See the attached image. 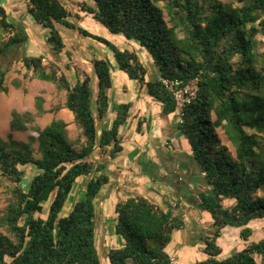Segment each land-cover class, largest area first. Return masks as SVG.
Here are the masks:
<instances>
[{"label":"trees","instance_id":"obj_1","mask_svg":"<svg viewBox=\"0 0 264 264\" xmlns=\"http://www.w3.org/2000/svg\"><path fill=\"white\" fill-rule=\"evenodd\" d=\"M65 0H27L33 21L47 31L44 53L18 60L38 79L64 92V107L73 114L79 134L70 138L67 123L53 117L44 127L36 114L11 110V132L34 131L27 141L10 133L0 138V187L5 204L0 210V264H101L95 245V200L109 183L107 158L122 151L121 128L130 116V103L118 105L107 128L98 120L109 108L112 63L93 58L91 76L72 85L55 58L65 49L57 26L76 30L105 46L116 69L145 88L165 114L179 113L178 128L190 146L199 178L208 187L198 194L195 208L209 214L211 230L201 235L205 258L195 264H264V234L254 239L251 222H264V0H89L78 3L109 33L135 43L150 57L149 68L135 49L120 48L70 21ZM0 0V92H7L2 57L27 41L23 27L9 20ZM167 17V19H166ZM8 34V35H7ZM7 35V37H5ZM5 37V38H4ZM141 50V52H142ZM47 63L43 64V60ZM198 78L195 99L182 111L161 78ZM43 98H35L38 113ZM56 113V109L53 110ZM181 116V117H180ZM142 121L137 122L139 131ZM221 129L234 155L221 143ZM95 154L102 159H96ZM26 167L33 174L27 180ZM204 173V174H203ZM84 178V197L66 215L61 211L76 182ZM44 203H48L44 212ZM176 207L163 208L141 195L115 205L114 233L123 241L107 253L109 264H171L166 251L175 230L184 226ZM44 215V216H43ZM226 227L239 229L241 250L218 259L217 240ZM253 239L254 241H251Z\"/></svg>","mask_w":264,"mask_h":264},{"label":"crops","instance_id":"obj_2","mask_svg":"<svg viewBox=\"0 0 264 264\" xmlns=\"http://www.w3.org/2000/svg\"><path fill=\"white\" fill-rule=\"evenodd\" d=\"M26 1L4 0L3 3L7 8L9 20L15 25L23 27L28 35L24 44L11 49L1 58L6 74L8 76L17 74L20 78H24L26 75L31 76L32 73L28 72L22 62L18 60L20 57L41 53L47 56L50 54L45 44L47 35L44 36V41H41V46L39 45L40 42L34 43L30 39L28 28L32 21L26 10ZM82 1L89 2V0L64 1L65 5L66 2L71 5L69 10L73 15H79V18L74 16L70 18V21L77 26H80L85 19H88L89 22L92 19L89 15L79 10L78 3ZM72 31L66 37L61 33L65 42V49L59 54L60 63H58V66H62V72L73 85L76 80L83 78L82 73L89 74L92 81L95 75L92 70L91 60L101 57L109 59V56L106 55L105 51H98L95 45L87 43L94 50L89 56L81 48V44L84 42L83 36L76 30ZM68 41H76L78 46L73 51L74 54L77 53V58L72 60L69 58V50L73 49L67 47ZM126 44V48L142 50L133 42L127 41ZM69 45L72 44L70 43ZM42 48H46L48 52H43ZM142 53H144L143 50ZM70 61L73 62V65H69ZM112 66L113 71L111 73L114 72L115 76L118 77V81L114 84L112 80V87L108 90L109 108L106 117L98 120L99 131L110 126L119 104L130 103L131 109L127 122L120 130L123 149L115 159L106 157L108 159L107 173L109 183L101 189L99 196L95 200L96 248H98V234L100 236L99 242L105 248L106 255L111 248L122 246L123 241L114 233L115 205L128 197L141 195L163 208L169 206L177 208L176 210L183 218L184 226L174 231L166 251L170 259H176L179 263L180 261L185 263L193 261V264H195L205 258L201 235L211 230L209 214L195 208V203L198 201V194L205 191L208 187L204 180L199 178L198 168L191 157L188 141L178 128L179 113L175 111L165 114L162 104L148 96L144 87H141L136 81L128 79L127 75L116 69L113 63ZM149 67L148 74H151V77L157 76V72L151 66V62ZM76 70L77 73H75ZM35 78L37 77L35 76ZM46 84H51V82L42 85ZM15 85L16 83L11 88L5 85L9 94L18 92V88ZM17 104L21 106L22 111L35 112V106L29 108L22 107V102ZM52 104L53 101L45 100L42 107L43 111L36 117L37 121L41 117H50V122L53 117L66 115L67 119L63 118L64 116L60 119L67 123V128L69 129L72 119L68 114L71 112L64 107V103H61L60 109L53 115L51 112ZM139 120L142 121V125L140 130L137 131L136 126ZM103 157L105 156L99 157L95 154L96 159H102ZM84 182V178L76 182L71 192L74 199L84 193Z\"/></svg>","mask_w":264,"mask_h":264},{"label":"rangeland","instance_id":"obj_3","mask_svg":"<svg viewBox=\"0 0 264 264\" xmlns=\"http://www.w3.org/2000/svg\"><path fill=\"white\" fill-rule=\"evenodd\" d=\"M225 1H232V2H234V5H239L237 2H235V0H225ZM66 5H67L68 9H70L71 5L69 4V2H66ZM166 19H167V17H166ZM73 20H75V19H73ZM31 21H32V23L29 24V28H28L29 34H30V39L34 43L40 42L39 45L41 46L42 45L41 41H44V36L47 35V31L44 28H42L41 26L37 25L33 21L32 18H31ZM90 21L91 22H89L88 19H85V21H82V24L80 26L87 29L88 31H90L93 34L102 36V37L110 40L111 42H113L114 44H116L120 48H126L127 47V44H126L127 40L121 38V36H119V35H113V34L109 33L102 25H100L99 23H97L93 19H90ZM57 28L60 30V32L65 37H66V35H70L73 32L71 29H67L63 26H57ZM0 33H1V31H0ZM7 35H5V37H7ZM82 38H83L84 42L81 44V48L84 51H86L89 56H91L90 54L94 50L92 49V47H90V45H87V43L95 45V47H97L98 51L100 50V52L105 51L106 55L109 56V59L111 60V62L115 66L113 56H112L111 52L105 46L101 45L100 43H98L96 41H92L89 38H86V37H82ZM258 38L262 40V43L260 44L259 50L264 52V37H261L259 35ZM70 43L72 45L68 46V44H70ZM46 46H47V44H46ZM67 47L69 49H71V48L73 49V50H69V58L71 60L74 58H77L76 57L77 53L74 54V52H73L74 48L75 49L78 48L76 41H68ZM42 50H43V52H48V50H46V48H42ZM136 51L138 52V55H139L141 61L144 63V65L147 66L148 68H150L149 64H150L151 60H150V57L148 55L144 54L146 52L144 51V53H142L141 50H136ZM50 59L55 60L58 63H60V56L59 55L57 58H55L51 55ZM46 63H47V59L43 60V64H46ZM69 65H73V62L70 61ZM58 67H59V69H61L62 66L61 67L58 66ZM115 68H116V66H115ZM28 72H31V71H28ZM75 73H77V70L75 71ZM111 74H112V80H113L114 84H116L118 81V77L115 76L114 72H112ZM147 78L149 80H153L156 78V76L151 77V74H147ZM34 79H35V81H34ZM15 83H16L15 86L18 88V92H16L15 94H13V93L9 94L8 91L6 93L0 92V138L5 140L8 136V134L11 133L15 139L21 140V141H27L29 135L37 136V133L34 131L11 132L10 128H9V120H10L11 110L14 109V110H17L19 112H23L21 110V106H19V104H17L18 102L19 103L22 102V107L32 108V106H35V98L37 96H41L43 98L42 107H43L46 99H47V101H53L51 112L54 115L60 109L61 103H64L65 94H64V92L59 91L53 83L42 85V84L48 83V82L44 81V80H40L38 78H35V75L33 73H31V76L26 75L24 78H20L17 74L13 75V76L12 75L8 76L7 74L5 75L4 84L8 88H11V86H13V84H15ZM134 83H136V82H134ZM91 88H92V91L95 92V90H96V78L92 79ZM54 109H56V113L53 112ZM32 113H35L36 117L39 114L36 110V106H35V112H32ZM68 113H70V112L68 111ZM63 116L56 117V118H62L63 117L65 119H67L66 115H63ZM68 116H70L72 119V122L70 121L71 122L70 128L69 129L67 128L68 132H69V136H70V138H75L79 134V128L77 127V125L73 121L72 113L68 114ZM49 118L50 117H41L40 120H38V121H37V119H35V124L39 127H42L45 124H48V122L50 120ZM216 132H217L219 138L221 139V143L224 144L225 146H227L230 153L232 155H234V148L231 145V143L227 140L223 131L221 129H216ZM25 170H26V176L25 177L28 180L30 178V176L33 174V171L30 169V167H26ZM3 191H4V188L0 187V210L3 208V206L5 204V194ZM257 194L263 195L264 189L259 190L257 192ZM83 197H84V193L82 194V196L78 197L77 199H74L72 196V193H71L69 198L67 199L64 207H63V210L61 211V215H66L70 211V209L72 208L74 202L83 199ZM43 206H44V210H45L44 212H46L47 207H48V203H44ZM250 226L253 230V236L252 237L254 239H258L260 236H262L264 234V222L254 221V222L250 223ZM0 231L3 232V229H0ZM99 239H100V236L98 234V237H97L98 248H96V249H97V252L99 254L100 262H101V264H109L108 259H107V255L105 254V248L100 244ZM251 241H254V240L251 239ZM217 243L222 248V253L218 256V259L226 258L229 255H231L233 252L241 250L244 246V245L241 246V244H244V241H242L239 238V229L233 228V227H226L222 233V236L217 240ZM180 264H193V261H190V263H185V262L180 261Z\"/></svg>","mask_w":264,"mask_h":264},{"label":"built area","instance_id":"obj_4","mask_svg":"<svg viewBox=\"0 0 264 264\" xmlns=\"http://www.w3.org/2000/svg\"><path fill=\"white\" fill-rule=\"evenodd\" d=\"M162 85L171 92L178 108L182 111L197 96L198 78L184 80L161 78ZM181 117V116H180ZM182 123V119L179 120ZM204 174V173H203ZM171 264H180L176 259H170Z\"/></svg>","mask_w":264,"mask_h":264}]
</instances>
